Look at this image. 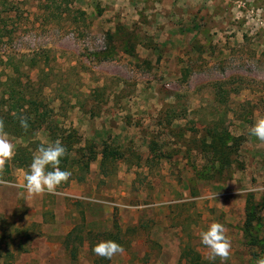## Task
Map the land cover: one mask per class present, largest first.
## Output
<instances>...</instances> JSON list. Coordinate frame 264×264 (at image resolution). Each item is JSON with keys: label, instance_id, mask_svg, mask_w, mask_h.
Masks as SVG:
<instances>
[{"label": "rangeland", "instance_id": "rangeland-1", "mask_svg": "<svg viewBox=\"0 0 264 264\" xmlns=\"http://www.w3.org/2000/svg\"><path fill=\"white\" fill-rule=\"evenodd\" d=\"M5 2L1 25L14 33L0 38V57L13 63L0 67V93L19 69L58 128L76 130L97 156L69 186L31 199L30 165L9 161L0 180L9 240L0 235V244L13 238L12 250L20 242L29 250L11 264H190L182 259L189 250L202 264H221L200 240L214 222L231 241L223 264L264 258V142L250 134L264 118V0H74L70 20L38 0ZM208 131L226 137L225 159L207 153ZM36 137L51 142L45 128ZM7 139L15 155L32 147L33 158L29 138ZM105 145L122 154L107 175ZM110 236L124 254L96 256L93 247Z\"/></svg>", "mask_w": 264, "mask_h": 264}, {"label": "trees", "instance_id": "trees-1", "mask_svg": "<svg viewBox=\"0 0 264 264\" xmlns=\"http://www.w3.org/2000/svg\"><path fill=\"white\" fill-rule=\"evenodd\" d=\"M38 1L40 8L43 9V11H45V13L49 14L51 17L57 15L55 16L56 19H62L64 16L59 15L60 12L62 14H66V16L68 17L66 20H70L74 17L73 15L75 14V11L72 10L73 8H70V5L74 0ZM1 3L2 0H0V38L2 39L4 37H9V35L12 36L14 32H9L7 25H1L4 19L6 22V18L2 17L1 7L7 5L6 2L2 4ZM64 3L66 4V8L64 11H62L61 9ZM78 15L83 16L84 13L78 12ZM78 19L79 18L77 17L75 21ZM37 58L39 59V57L33 59V64H31L30 67L39 65ZM12 63L13 61L11 60V58H9L8 62H5L3 58L0 57V67L3 66L4 69H6L7 66ZM24 77L25 75H23L22 72L17 69L16 72H13V76H10V78L13 79L12 84L7 89H5L3 93H0V120L4 121V132L8 136H13L14 138H29L30 146H33L34 144V146H37V148L42 144L40 141H35L37 138V132L43 130L44 128L49 133L51 142L60 139L63 145L66 147L67 153L64 157L61 158L59 166L62 170H68L72 173L67 182H64L58 186L65 188L70 185V181L76 179L74 178V176H76L77 174L79 175V173H84L85 170L88 171L92 162L97 159V156H93L92 154L89 155V153L87 152L88 145H82L83 139L76 130L62 132L63 130L61 131V129L58 128L59 124L54 121V118L52 116L53 110H50L49 104L44 100V98L40 97V95L36 96L34 95V93L31 92L34 91L33 87H30L29 85L27 86V84L23 83ZM21 116L27 117L28 119L29 128L27 131L22 129L20 126L19 118ZM208 133L209 134L207 135V140L210 139L212 143L207 144V142L205 141L206 144L209 145L207 146V148L209 149L207 153L210 154L211 149L213 148V155L215 156L216 161H218V159H225L227 157V144L225 139L226 137L222 135L219 131H208ZM31 148L28 147L24 149L23 147H19L18 152L12 159V165H16L18 167L29 166L32 161V153L29 152ZM34 150L36 151V149ZM229 151L231 154V147H229ZM101 157V172L107 175L109 172L110 164L116 163L117 160L122 159V154L118 150L105 145L103 146ZM226 161L229 160L226 159ZM9 169L10 163L8 162L3 172L0 173V180L6 179L4 176L6 175V173L9 174V172H7L9 171ZM253 218L254 214L249 211L245 223V232H249L250 234L253 233L252 230L254 228L253 222L255 219ZM6 224L7 222H0V235H3L4 238H8L9 240L8 229L10 226H7ZM16 234L18 237H26L27 240H30L31 238L29 230L16 229ZM110 237L113 238L112 236ZM70 238L71 235L69 236V239ZM11 240L13 241L14 239L10 238V243L7 245L0 244V264H11L16 259V254L19 255L27 253L29 251L26 242H20L16 250H12L10 248ZM112 240L123 246V242L120 240L119 237H115ZM70 253L72 260L75 261L77 259V250H70ZM182 259L187 260V262H189L190 264L203 263V258L201 257V255L190 250L185 254L183 253ZM97 263L100 264V261H98Z\"/></svg>", "mask_w": 264, "mask_h": 264}, {"label": "clouds", "instance_id": "clouds-1", "mask_svg": "<svg viewBox=\"0 0 264 264\" xmlns=\"http://www.w3.org/2000/svg\"><path fill=\"white\" fill-rule=\"evenodd\" d=\"M19 119L21 128L27 131L29 128L27 117L21 116ZM4 127V121L0 120V173L15 155L14 145L7 139ZM250 134L264 142V118L256 120L250 128ZM66 153L67 149L60 139L47 144L42 143L37 148L33 153L30 169L24 177L27 199L34 198L45 191L53 193L59 185L68 181L72 173L62 170L59 166L61 158ZM29 206L31 207L30 204ZM200 240L209 252L208 259L214 261L219 258L221 264L229 259L231 241L226 235L223 224L212 223L206 231L200 233ZM92 251L98 257L112 260L117 255H123L125 249L113 240H104L98 242ZM257 264H264V258L259 259Z\"/></svg>", "mask_w": 264, "mask_h": 264}]
</instances>
